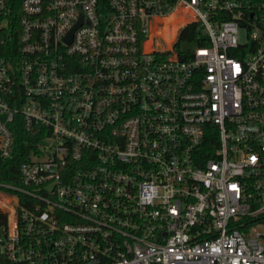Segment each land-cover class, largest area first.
Masks as SVG:
<instances>
[{
  "label": "built area",
  "instance_id": "1",
  "mask_svg": "<svg viewBox=\"0 0 264 264\" xmlns=\"http://www.w3.org/2000/svg\"><path fill=\"white\" fill-rule=\"evenodd\" d=\"M21 133L0 264H264V0H0L2 158Z\"/></svg>",
  "mask_w": 264,
  "mask_h": 264
},
{
  "label": "trees",
  "instance_id": "2",
  "mask_svg": "<svg viewBox=\"0 0 264 264\" xmlns=\"http://www.w3.org/2000/svg\"><path fill=\"white\" fill-rule=\"evenodd\" d=\"M183 21V20H181ZM202 28L198 23H193L184 27L180 33L177 47L178 49L184 45L190 46L202 45L201 41ZM184 56V54H183ZM25 136L21 133V141H23L11 158L5 159L0 156V184L20 183V164L23 160V152L26 151V144L24 143ZM3 187H0V189Z\"/></svg>",
  "mask_w": 264,
  "mask_h": 264
},
{
  "label": "rangeland",
  "instance_id": "3",
  "mask_svg": "<svg viewBox=\"0 0 264 264\" xmlns=\"http://www.w3.org/2000/svg\"><path fill=\"white\" fill-rule=\"evenodd\" d=\"M185 10H175L165 19V23L160 24L159 29L163 31L162 39L165 41L166 45L169 47L171 42V37L175 34V26L181 22V20L185 17ZM170 21H176L177 23H172Z\"/></svg>",
  "mask_w": 264,
  "mask_h": 264
},
{
  "label": "bare ground",
  "instance_id": "4",
  "mask_svg": "<svg viewBox=\"0 0 264 264\" xmlns=\"http://www.w3.org/2000/svg\"><path fill=\"white\" fill-rule=\"evenodd\" d=\"M180 7H181V6H179V7H178L176 10H179V9H180ZM182 20H184V18H183ZM163 33H164V32H163ZM163 33H162V34H163Z\"/></svg>",
  "mask_w": 264,
  "mask_h": 264
},
{
  "label": "water",
  "instance_id": "5",
  "mask_svg": "<svg viewBox=\"0 0 264 264\" xmlns=\"http://www.w3.org/2000/svg\"><path fill=\"white\" fill-rule=\"evenodd\" d=\"M74 30V29H73ZM73 30L70 32V34H72ZM70 37V36H69Z\"/></svg>",
  "mask_w": 264,
  "mask_h": 264
}]
</instances>
